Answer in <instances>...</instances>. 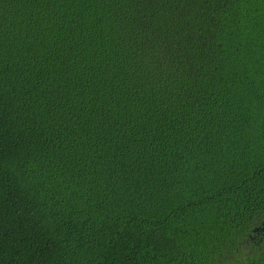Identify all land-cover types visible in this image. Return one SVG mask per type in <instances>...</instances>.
<instances>
[{
  "label": "trees",
  "instance_id": "16d2710c",
  "mask_svg": "<svg viewBox=\"0 0 264 264\" xmlns=\"http://www.w3.org/2000/svg\"><path fill=\"white\" fill-rule=\"evenodd\" d=\"M0 264H264V0H0Z\"/></svg>",
  "mask_w": 264,
  "mask_h": 264
}]
</instances>
